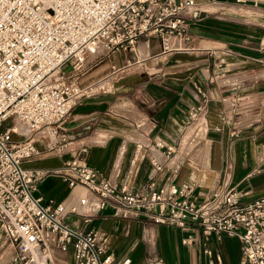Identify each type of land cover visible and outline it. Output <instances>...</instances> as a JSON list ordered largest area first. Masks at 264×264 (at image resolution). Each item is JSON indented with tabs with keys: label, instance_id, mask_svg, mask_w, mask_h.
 <instances>
[{
	"label": "crops",
	"instance_id": "0c3cea01",
	"mask_svg": "<svg viewBox=\"0 0 264 264\" xmlns=\"http://www.w3.org/2000/svg\"><path fill=\"white\" fill-rule=\"evenodd\" d=\"M195 2L182 47L162 48L156 37L140 38L133 50L103 53L87 63L77 83L89 87L108 77V89H92L71 106L55 131L64 136L57 140L61 152L45 148L51 135L41 130L39 153L23 164L53 171L79 156L100 175L136 190H146L150 181H186L202 193L233 186L241 202L264 195V0ZM112 63L123 67L110 75ZM191 107H198L192 124ZM33 193L52 201L86 194L94 202L84 187L70 188L53 173L38 180ZM83 210H89L86 227L96 229L98 242L116 257L128 255L129 264L153 258L209 264L204 247L227 264L240 259L236 235L216 239L195 225L182 229L141 214L122 217L108 203ZM186 236L189 242H183ZM61 253L74 264L70 251Z\"/></svg>",
	"mask_w": 264,
	"mask_h": 264
},
{
	"label": "built area",
	"instance_id": "2783aa9c",
	"mask_svg": "<svg viewBox=\"0 0 264 264\" xmlns=\"http://www.w3.org/2000/svg\"><path fill=\"white\" fill-rule=\"evenodd\" d=\"M242 1V0H236ZM195 0H0V264H54V249L70 251L74 264H129L98 242L85 205L105 203L122 217L141 214L153 223L186 229L197 226L216 239L236 235L238 264H264V195L241 202L233 186L202 193L195 182H148L146 190L114 183L79 156L53 171L24 165L39 153V132L46 127L45 148L61 152L56 131L71 106L92 89H108L109 79L80 86L75 76L103 53L133 50L140 38L159 39L162 48H180L189 39L187 17ZM177 37L181 44L170 45ZM129 58L125 59V63ZM123 66L110 65V75ZM198 107L188 112L197 114ZM9 119L10 122L2 125ZM19 124L21 128H17ZM232 132H234L232 130ZM161 146L160 141L156 142ZM169 150L170 147L165 145ZM57 174L68 187L86 194L75 200H45L35 183ZM200 193L201 198L197 199ZM72 215L74 220H66ZM183 242H189V236ZM209 264H227L203 248ZM148 264H169L153 258Z\"/></svg>",
	"mask_w": 264,
	"mask_h": 264
},
{
	"label": "rangeland",
	"instance_id": "374dc122",
	"mask_svg": "<svg viewBox=\"0 0 264 264\" xmlns=\"http://www.w3.org/2000/svg\"><path fill=\"white\" fill-rule=\"evenodd\" d=\"M231 8H233V9H236L237 10V8H235V7H232L231 6ZM179 44H181V43H179ZM196 118V115L194 116V117H190L189 118V121L187 122V123H191V122H193V120ZM196 121V120H195ZM194 121V122H195ZM10 122V120L9 119H7V120H5L3 123H2V125H4V124H7V123H9ZM192 124V123H191ZM17 126H20L19 124H17ZM49 127H46V128H44L43 130L45 131L46 129H48ZM189 128V126L187 127V129ZM195 133V135L196 136H198L199 135V131L196 129V131L194 132ZM53 252H54V254H55V258H54V264H69L70 262H71V259H70V256H66V257H64V254L63 253H61L59 250H57V249H55V250H53ZM65 260H64V259Z\"/></svg>",
	"mask_w": 264,
	"mask_h": 264
},
{
	"label": "bare ground",
	"instance_id": "6f19581e",
	"mask_svg": "<svg viewBox=\"0 0 264 264\" xmlns=\"http://www.w3.org/2000/svg\"><path fill=\"white\" fill-rule=\"evenodd\" d=\"M168 43H169L170 45H178L179 43H181V40H180L179 38H177V37L170 36V37L168 38ZM16 127H17V128H21V126H17V125H16Z\"/></svg>",
	"mask_w": 264,
	"mask_h": 264
}]
</instances>
